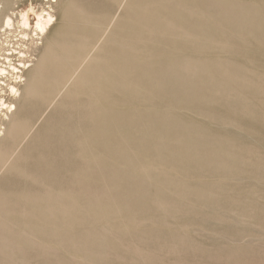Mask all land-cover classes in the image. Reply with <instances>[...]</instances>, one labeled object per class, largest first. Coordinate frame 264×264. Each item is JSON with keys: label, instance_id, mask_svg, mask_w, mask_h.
<instances>
[{"label": "rangeland", "instance_id": "obj_1", "mask_svg": "<svg viewBox=\"0 0 264 264\" xmlns=\"http://www.w3.org/2000/svg\"><path fill=\"white\" fill-rule=\"evenodd\" d=\"M30 2L0 0V24ZM56 14L3 145L19 150L0 173V258L264 264V0H61Z\"/></svg>", "mask_w": 264, "mask_h": 264}, {"label": "bare ground", "instance_id": "obj_2", "mask_svg": "<svg viewBox=\"0 0 264 264\" xmlns=\"http://www.w3.org/2000/svg\"><path fill=\"white\" fill-rule=\"evenodd\" d=\"M60 1L39 0L40 3L36 4L37 8L30 2L26 9L20 10L17 14H6L1 21L0 173L6 167L11 166L9 163L19 150L16 147L5 157L6 150L3 147L5 138L12 137L21 129L20 123H23V117L18 115V102L35 90L32 89L36 86L33 81H37L38 76L31 75L41 73L46 65L43 62L46 53L54 51L51 41L53 36L50 38L49 35L57 23V5ZM30 14L34 16L32 23ZM83 38L84 34L82 33L81 38H77L80 40H70L69 42L68 39V47L70 43L81 44ZM37 92L38 90H35L33 94ZM15 171V168L11 166L10 172ZM0 224L1 227L5 226V222H0ZM6 259L11 260L10 255L4 252L0 258V264L11 263Z\"/></svg>", "mask_w": 264, "mask_h": 264}]
</instances>
